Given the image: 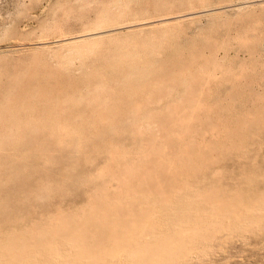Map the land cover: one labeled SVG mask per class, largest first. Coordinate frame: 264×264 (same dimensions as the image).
<instances>
[{
  "label": "bare ground",
  "instance_id": "bare-ground-1",
  "mask_svg": "<svg viewBox=\"0 0 264 264\" xmlns=\"http://www.w3.org/2000/svg\"><path fill=\"white\" fill-rule=\"evenodd\" d=\"M92 1H48L96 9L74 22L78 34L51 36L54 48L40 42L10 64L1 55L0 264H171L264 218V175L226 188L214 169L222 154L264 145V28L214 45L173 29L185 16L228 20L264 4ZM69 186L84 201L53 202Z\"/></svg>",
  "mask_w": 264,
  "mask_h": 264
},
{
  "label": "rangeland",
  "instance_id": "rangeland-1",
  "mask_svg": "<svg viewBox=\"0 0 264 264\" xmlns=\"http://www.w3.org/2000/svg\"><path fill=\"white\" fill-rule=\"evenodd\" d=\"M48 1H52V0H0V62H2V63L7 62L8 64H10L12 61H14L15 57L22 56L23 58H27V56L30 55L29 50L32 47H35L36 45L37 46L39 44L42 45V43L45 46H51L52 47V45H53V48H54L55 43L52 42L53 39L51 36H53L54 39H56V38L59 39V38L66 36V35L67 36L72 35L73 32H74V34H76V32L78 34V32L80 31L79 30L80 28L78 27V25H75L74 22L78 19H81V18L85 19V17L88 18V17L92 16L94 13V10L96 9V6L94 4L90 5L89 7L88 6H85L83 8H77L76 7V8L71 9V10H68L67 7H63V8L57 7L59 10H61L59 12V10H56V8L53 6V4H51ZM87 1H90V3H91L92 0H87ZM257 1H259V2L257 3ZM80 2L86 3V1H80ZM92 2L96 3V0L95 1L93 0ZM254 2H256V3H254ZM249 3H252L251 5H253V4L257 5V4L262 3L261 5H263L264 0L263 1L262 0H255V1L247 2L245 4H249ZM46 5H48V6L46 7ZM48 7H49V9H48ZM233 8H234L233 6L228 5L227 7H224V9L222 11H226L224 15H228V14L232 13L233 10H231V9H233ZM46 9H48L49 11ZM62 9L64 11L63 13H61ZM263 9H264V5L261 8L255 7V8H253V10H251V9L248 11L246 10L244 12L245 15H244V13L238 14L235 18L232 17L231 15H229L230 18L232 17V20H229L230 18H228V20L227 19L226 20L214 19V18L209 17L208 15H202V14H198L199 16L195 17V18H192L191 16H189L190 18L188 16H185L183 18L178 17V18H182V19H180V21L178 22V24L176 26L177 29L175 27V28H173L175 31L174 30H172V31H174V33L180 32L181 41L185 40V38H186L185 35L189 36L192 43L194 42V43L202 44L201 42H203V43L205 42L207 44L213 43L212 45H214V44L220 43L223 40H228V41L231 40L234 42V41H236L235 37L238 38V36L240 35V33L242 32V30L244 28H245L244 30L249 29L250 27H252V28H255V27L264 28V17H263L264 10ZM260 11L262 13H260ZM45 12H47V14H45ZM253 13H255L256 16L257 15L259 17L261 16L259 21L252 19V17H254ZM59 16L62 17L61 20L59 19ZM256 16H255V18L257 19L258 16L257 17ZM73 18H74V20H73ZM240 19H241V21H240ZM248 19L249 20L252 19V20H250L249 25H248V23H246V22H249ZM48 20H49L50 24L47 25L46 23H48ZM52 20H53V22H52ZM59 20L62 22L60 23ZM254 21L258 22L260 25L258 23H253ZM55 24L58 26H56ZM183 24H184V26H183ZM257 24H258V26H257ZM45 25H47V26H45ZM67 25H68V27H66ZM73 25H74V27L72 28ZM181 25L183 27H181ZM240 25L243 27H241ZM246 26H247V28H246ZM46 27H48V28L51 27V28H49L50 31ZM180 27L182 28V30L180 29ZM5 29H6V31H5ZM42 29L46 30L45 33L42 32ZM55 29H62L61 33L54 32ZM69 30H70V32H69ZM124 30H125L124 28L119 29V31H124ZM184 30H185V32H184ZM52 31H53V33H52ZM27 32L31 33L28 37L24 36V33L26 34ZM189 32H190V34H189ZM238 33H239V35H238ZM40 39H41V41H40ZM44 40H45V42H44ZM49 41H51V43H49ZM40 42H42V43H40ZM208 42H210V43H208ZM233 42H231V44ZM52 43H54V44H52ZM19 47H21V48H19ZM29 47H31V48H29ZM229 47H232V48H230L231 51L229 50V57H230L229 62L232 64V66H234L235 63H237V62L239 63L240 58L238 59L239 61L238 60L236 61V59L238 58L237 55H239L241 52L238 50V53H236L238 48L236 49L234 46H229ZM234 48H235V53H234ZM232 50H233V53H232ZM233 54L234 55L237 54V55H235L236 57H234ZM1 55L5 56L4 59H6V62L4 60H2ZM44 55L46 57L49 56L48 53H44ZM231 57L233 60H231ZM263 64H264V61H263ZM236 66L238 67V64L235 65V67ZM52 67H54V66H52ZM13 71H14V69L10 68V67H8V69L6 70L7 73L8 72L10 73ZM262 79L264 80V78H262ZM226 82H229V81H226ZM155 105L156 104H153L150 106L155 107ZM234 105H236V106H234V107L231 106V107H233L235 109L238 104H234ZM157 106H159V105H157ZM160 106H165V105H163V104L161 105V103H160ZM236 111L237 110L235 109L234 112H236ZM196 131L198 132L197 129H196ZM257 143L258 142H255L251 145H247L249 149L246 146V149H244L245 152L243 151L244 153L242 152L240 155H232V156H234V157H232L231 155L222 154V155H220L221 157L219 156V158H218L219 162H218V160L216 161V165L218 167L215 166L214 169H216V170L218 169L217 171L220 172L219 174L223 175V176L219 175L221 178L225 177L224 179H220L219 185H222L221 187L226 186L228 183H230L232 186V182H234L235 178H240V177H242V178H244V177L257 178L259 176L264 175V173L262 171V169L264 170V166H263L264 165V160H263L264 155H262V153L264 154V152H263L264 147L262 149V146H264V145L261 143V145L259 144L260 146H257ZM253 145H255V146H253ZM255 147H257L256 148L257 153L259 152V150L262 149L260 151V153L261 152L262 153L261 154L259 153V154H260L261 158L263 157V159H261L258 156L259 154H257L256 151L254 152L253 150H251L253 148L255 150ZM247 149L249 151L251 150L254 153H252L251 151L247 152L248 151ZM248 153L251 154L252 156L251 157H250V155L248 156L247 155ZM222 158H223V160H222ZM230 158H232V159H230ZM255 159H256V161L254 162ZM226 164H228V165H226ZM208 176L209 175H207V177ZM222 181H223V183H221ZM231 186L228 184V186H226V188L231 187ZM67 189H68V193H66L65 196H63L61 198L54 199L53 202L59 201V199H61V203L65 207L67 205L73 206L75 204H79V203H82L84 201L83 195L79 191L80 188H78L76 186H69ZM53 202L47 204V206H45L44 208H39V209H37L38 207H34L33 205H31L28 207V210L26 211L27 213L26 212H23V214H20L21 212H18V213L20 215H24V213L27 215L28 214L29 215H37L40 212L50 211L47 209H51L55 205H58L60 203V201H59V203H53ZM9 210H11V207H9ZM209 211H210V206H209V210L206 211V213L208 215L211 214V212H209ZM19 214L13 213L12 215H19ZM8 215H10V214H8ZM0 218H4V215L0 214ZM211 239L212 240L209 241L210 242L209 247H208L209 250L207 253H203L201 255H197L196 253H190L186 258L174 260L171 262V264H264V218L260 221H258L256 219L251 220L250 226L248 225V227H246V228H238L235 230H224V229H222L217 234H213Z\"/></svg>",
  "mask_w": 264,
  "mask_h": 264
}]
</instances>
